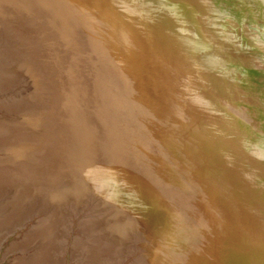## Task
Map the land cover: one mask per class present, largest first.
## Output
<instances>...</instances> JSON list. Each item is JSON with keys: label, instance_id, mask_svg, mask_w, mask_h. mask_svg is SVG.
<instances>
[{"label": "rangeland", "instance_id": "obj_1", "mask_svg": "<svg viewBox=\"0 0 264 264\" xmlns=\"http://www.w3.org/2000/svg\"><path fill=\"white\" fill-rule=\"evenodd\" d=\"M13 1L0 0L3 2L0 7V49H6L7 45H11L12 49H23L21 55L27 66L20 63V53L13 58L12 65L17 64L19 68L17 77L9 87L0 86V103L29 94L32 95L30 103L38 101L39 105L43 102L37 109V127L31 130L35 133L30 131L28 134L32 151H35L34 145L42 148L41 142L46 140L44 138L47 134L42 126L50 114L42 112L47 106L60 105L62 111H73V119L69 120L73 126L68 130L74 131L78 125L76 104L82 93L90 91L95 77L107 75L111 78L119 67L122 71L125 65H130L135 59L128 47L144 45L151 88L158 93L164 104L174 110L182 129L191 123L198 126L199 130L204 129L202 136L206 137L217 156L241 154L246 159V169L251 167L256 172L250 180L255 198L260 202L259 208L264 210V103L256 96L253 88L247 85V81L243 84L244 78L252 82L251 76H246L243 70L248 68V64L258 67L257 70H264V0H57L50 8L35 13L23 7L30 5ZM58 2L60 7L56 6ZM74 20L78 21L80 27L74 26ZM86 42L96 51H90ZM5 60L8 58H0L2 62ZM25 67H28L29 73ZM30 74L34 77H30ZM229 78L232 90L226 86L230 83ZM257 79H264V75ZM33 80L37 83L34 84ZM253 83L257 84L258 81ZM111 106L113 109L108 114H111L112 124L132 133L129 124L114 109V105ZM35 113L34 110L28 111L27 118ZM14 118L0 109V120L9 122ZM50 142L47 147L49 149L54 147L53 142ZM143 143L142 140L140 145ZM144 147L143 152L139 151L138 158L130 152L119 158L114 156L124 164L120 169L125 178L138 176L141 180V174L148 176L144 170L139 171L138 159L141 156L148 157L146 153L151 151L148 145ZM8 151L0 148L1 161L8 159L4 158L7 153H14ZM47 151L45 149L43 154L40 153L43 158L31 154L38 161H55ZM58 151L60 153V149ZM101 159L79 155L71 163L87 168L89 163ZM166 161L174 171L179 170L170 157L166 156ZM161 174L166 180L161 186L147 183L143 186V191L149 195V205L142 209H127L140 222L141 227H145L146 237L140 238L138 233L132 236L133 242L124 255L113 258L110 254H99L89 249L94 237L103 236L101 224H97V220H100V215L108 214L109 210L99 213L100 209L94 208L96 204L91 206L90 203L77 210L68 204L61 227L62 238L56 241L57 252H50V258L45 264H146L154 256V250L164 241L161 234L156 233L158 228L172 235V227L180 226L182 221L185 222L183 227L194 225L201 231L198 220H194L196 214L201 215L210 235L215 239L220 238L219 235L225 237V240L220 238L224 247V263L220 255L221 246L219 250L216 249L220 257L214 255L213 250L209 254L208 263L200 262L207 254L203 247L204 241L197 239L187 252L182 253L187 244L178 250L179 256L171 257V261L178 263L182 258L187 263L189 259H194L192 264H234L235 257L231 254L235 252L234 241L225 222L224 227L213 207L210 206L213 215L201 211L199 206L194 207L191 195L181 188L183 183L187 190H191L190 184L180 178L182 183L178 181L175 189H170L168 175ZM106 183L110 189L114 178L111 176ZM164 188L176 195L181 202H177L179 208H172L168 201L159 200L158 191ZM110 192L119 198V190L113 192L110 189ZM110 194L105 192L103 196L108 197ZM37 201L39 205L36 203L32 213L23 221L24 227L12 225L10 229L13 230L14 226L15 231L7 230L14 233L0 244V264H20L38 254L39 247L35 243L25 252L20 248L27 241V234L38 227L39 221L51 211L42 209L39 197ZM166 206L169 208L166 209ZM189 206L193 207L189 209ZM132 215L128 218L133 219ZM185 215L187 219L183 221ZM179 233L176 239L180 237ZM183 239L176 245L177 249L185 242ZM97 256L102 257L100 262L93 260Z\"/></svg>", "mask_w": 264, "mask_h": 264}, {"label": "bare ground", "instance_id": "obj_2", "mask_svg": "<svg viewBox=\"0 0 264 264\" xmlns=\"http://www.w3.org/2000/svg\"><path fill=\"white\" fill-rule=\"evenodd\" d=\"M17 1L22 5L25 3L30 5L23 7L28 8L30 13H35L50 8L57 0H14L13 2L17 3ZM57 4V7L61 6L59 2ZM2 6L3 2H0V7ZM73 24L75 27H80L77 20H74ZM86 43L90 51H96L89 42ZM128 48L130 54L135 55L134 61L130 65H125L122 71L120 67L117 68L115 73L118 72L112 73L111 78L107 75L95 77L90 91L86 92L87 94L82 93L78 99L76 104V123L78 125L74 131L68 130L73 126L69 121L73 119L71 118L73 111H62L60 105L47 106L43 110L42 113H49L50 118L45 119L42 126L47 134L46 138L42 135L46 139L41 142L42 148H37L34 145L35 151H32V144L28 143L30 140L28 134L37 127V109L43 102L39 105L38 101L30 103L32 95L29 94L25 97L16 96L13 100L0 103V109L16 117L9 122L0 120V148L14 151V153L8 151L9 153L4 157H8L6 161L0 160V243L4 236L9 234L7 230L12 225H24L23 221L32 213L34 205L36 203L39 205V201H37L39 197L42 209L51 211L39 221L38 227L28 234V238H26L28 240L20 246L21 250L25 252L36 242V246L39 247L38 254L20 264H45L50 258L49 253L57 252L56 241H60L62 238L63 229L61 227L67 215V205H73L78 210L90 203L91 206L96 204L94 208L100 209L99 213L102 210L109 211L105 216H99L100 220H97V224H101L103 236L101 238L94 237L89 249L117 258L121 254L124 255L125 250L130 249L133 242L132 236L138 233L140 238L146 237L145 227H141L140 222H137L130 210H127L128 207L142 209L149 205V195L143 191V186L146 183L161 186L163 181L166 182L161 173H166L170 189H175L176 183L181 182L180 178L185 179L190 184L191 190H187L182 182L181 188L184 190L183 192L191 195L190 200L194 207L199 206L201 211H207L211 215L210 206H212L219 218L221 217L222 222H225L234 241L235 252L231 253L235 257L234 264H264V210L259 208L260 202L255 198L250 180L251 176L255 175V170L251 167L246 169L245 162L247 161L241 154L232 157L227 154L217 156L212 145L206 137L202 136L204 129H200V131L198 126L192 123L182 129L174 110L164 104L158 93L150 86L144 45H135V47L131 45ZM22 50L21 48L19 50L12 49L11 45H7L6 49H0V58L6 57L9 60L0 61V86L9 87L13 84V79L15 80L17 77L19 68L16 67L17 64L14 66L11 62L14 57H18L19 53L20 63L27 66V62L21 55ZM247 67L250 69L243 68V70L246 76H251L252 82L244 78L243 84L247 81V85L253 88L256 96L264 103V89H262L264 79H257L264 75V70H257L258 67L249 64ZM25 68L29 73L28 67ZM32 76L34 77L30 74V77ZM255 80L258 81L257 84L253 83ZM33 81L34 84L37 83L36 80ZM229 82L226 86L232 90L230 78ZM111 105H114V109L116 108L118 114L122 115L129 124L133 130L132 133L112 124L111 114H108L113 109ZM31 110L36 113L27 118V112ZM206 126L209 125L206 123ZM147 129L149 130L147 131ZM142 140L144 143L140 145ZM50 141L54 145L51 147L52 149L47 148ZM145 144L151 148V151L146 153L148 157L141 156L138 159L140 162L139 171L140 169L144 170L148 176L141 174V180L138 176L125 178L120 169L124 164L114 156L119 158L130 152L134 154L135 158H138L139 151L145 150ZM45 149L49 150V156L53 157L56 162L38 161L31 154L32 152L41 157L40 153L43 154ZM79 155L102 159L89 163V167L86 168L81 164L71 163V161L74 162L75 156ZM166 156L176 162L178 171H174L170 167ZM155 160L158 162L156 163ZM150 168H152L151 172ZM111 176L114 178V184L110 186V189L113 192L119 190V198H115L114 193L112 194L108 188L109 184H105V181L107 182ZM105 192L111 194L108 197L103 196ZM158 192L159 200L168 201L172 208L180 207L177 204L179 200L173 192L166 188ZM179 203L181 204V202ZM191 207L193 206H189V209ZM130 215L133 216V219L128 218ZM195 216L197 217L194 220H198L201 231H198L194 225H189L188 228L183 227L185 222L182 221L179 223L182 229L180 226L172 227L173 224L171 225L172 235L169 231L164 233L163 228H158L156 233L161 234L164 241L154 250V256L149 258L146 264L194 263V259H187L189 261L187 263L182 261V258L180 262L175 261L174 263L171 261V257L177 258L178 250H181L186 244L188 246H185L182 253L187 252L193 247L195 239L204 241L203 247L206 249L207 255L202 260L200 259V262L208 263L209 254L213 250L214 255L219 256L216 249L219 250L218 248L221 246L220 255H222L224 263L225 255L221 239L225 240V237L219 235L221 239L219 237L215 239L210 235L201 215L196 214ZM186 219L185 215L183 221ZM227 229H225L226 234H228ZM177 233L180 234L178 239H176ZM182 238L185 239V242H182L180 249H177L176 245ZM251 243L254 245L252 246ZM100 258L102 257L97 256L93 260L100 262Z\"/></svg>", "mask_w": 264, "mask_h": 264}, {"label": "water", "instance_id": "obj_3", "mask_svg": "<svg viewBox=\"0 0 264 264\" xmlns=\"http://www.w3.org/2000/svg\"><path fill=\"white\" fill-rule=\"evenodd\" d=\"M22 227H24L23 224H21L19 228H22ZM35 228H37V227H35ZM35 228H34V229H35ZM15 229H16V228H15ZM34 229H32L28 234H30L31 232H33ZM12 231H15V230H12ZM12 231H11V232H12ZM11 232H10L9 234H7V236H5V237L3 238L2 241H4L9 235H12V234L14 233V232H13V233H11ZM28 234H27V238H28ZM27 240H28V239H27ZM2 241H1V243H2ZM1 243H0V244H1ZM35 244H37V243L35 242Z\"/></svg>", "mask_w": 264, "mask_h": 264}]
</instances>
